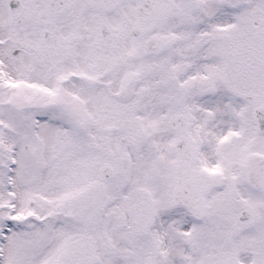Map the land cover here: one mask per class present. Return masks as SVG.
<instances>
[{"label": "snow or ice", "instance_id": "obj_1", "mask_svg": "<svg viewBox=\"0 0 264 264\" xmlns=\"http://www.w3.org/2000/svg\"><path fill=\"white\" fill-rule=\"evenodd\" d=\"M0 264H264V0H0Z\"/></svg>", "mask_w": 264, "mask_h": 264}]
</instances>
